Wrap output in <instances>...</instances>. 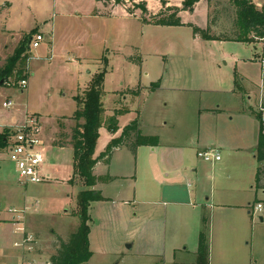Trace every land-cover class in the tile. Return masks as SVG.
<instances>
[{
    "label": "rangeland",
    "instance_id": "obj_1",
    "mask_svg": "<svg viewBox=\"0 0 264 264\" xmlns=\"http://www.w3.org/2000/svg\"><path fill=\"white\" fill-rule=\"evenodd\" d=\"M142 1L132 0L118 6L112 0H107L106 4L97 0L17 1L14 40L28 38L33 31L44 32L50 40L30 50L27 88L23 90L20 82L16 84L13 80L0 91V122L10 121L13 116L16 119L18 115L19 119L23 118L22 122L32 117L39 119L44 127L42 169L50 179L40 185H22L6 150L0 153V256L5 251H21L13 246L20 238L11 223L17 220H12L13 216H25L16 223L38 230L44 242L53 232L66 233L71 222L81 223L77 216L71 215L83 190L70 186L75 170L73 149L59 148L53 142L59 136L60 127L63 128L61 133L68 134L69 128L75 126V121L71 120L77 109L75 97L97 74H105L103 104L107 119L100 128L96 155L106 149L114 135L107 128V121L116 110L132 111L119 118L120 127L139 120L143 135H160L182 146L189 145L199 135L204 139L211 137L214 132L234 147L253 141L260 124L258 120L263 122L259 106L264 105V40L255 43L203 41L194 36L190 26L156 25L150 16V22L143 21L144 14L137 7ZM168 1L169 6L183 8L185 0ZM232 3L233 0H201L192 10L184 12L183 22H193L203 29L211 26L212 34L234 39L236 9ZM147 5L153 13L161 8L155 0H148ZM172 13L164 11L159 15L167 17ZM8 100L14 107H3ZM216 109L220 111L217 119L210 115ZM228 158L227 169L234 171L236 178L216 180L213 212L206 213L208 227L220 221L221 203H244V198L250 194L236 189L239 182H243V170L247 167L235 161V156ZM144 169L139 162L137 180H142ZM102 172L100 168L97 174ZM134 178L125 185L134 184ZM74 182L80 181L75 179ZM219 182L233 191L225 193L227 188L219 187ZM96 208L99 212L91 211L93 224L90 225L94 227L93 242L101 249L97 262L155 263L154 259H133L123 228L117 229L115 219L110 220L111 225L104 221L102 227L98 226V219L107 220V214ZM263 211L254 217L260 228H264L260 220L264 217ZM233 227V233L226 238L235 249V224ZM38 237L33 236L36 240ZM262 245L259 257L264 263V229ZM116 250L121 251L117 256L112 252ZM29 255L23 258L26 263L44 261Z\"/></svg>",
    "mask_w": 264,
    "mask_h": 264
},
{
    "label": "crops",
    "instance_id": "obj_2",
    "mask_svg": "<svg viewBox=\"0 0 264 264\" xmlns=\"http://www.w3.org/2000/svg\"><path fill=\"white\" fill-rule=\"evenodd\" d=\"M17 1L0 0V71L6 65L8 58L14 55L23 40L20 38L17 41L14 40L15 26H17L14 12L16 10L15 6H18L16 4L18 3ZM146 1L148 2V0ZM147 8L150 15H157L161 11L162 6L157 13L151 12L149 6ZM184 12L179 15L182 22L185 15ZM70 16L74 15H67V17ZM189 23L198 26L193 22ZM35 32L43 35L45 40L49 42L50 39L44 32ZM26 34L29 33L26 32ZM34 34L32 38L37 35ZM3 87L1 84L0 91ZM129 112L132 111H115V115L119 113L117 115L118 126L119 118ZM219 112L216 109L210 115L217 119L220 115ZM17 113L16 115H18ZM18 116L16 119H13L14 116L11 119L9 118L10 121L6 119L8 124L6 122L3 123L1 120L0 132L5 127L22 125L23 118L19 119ZM258 121L260 124L258 131L254 134L253 141H245L237 147L227 144L221 139V136L218 137L219 134L214 132L213 136L206 139L199 135V137H196L197 139L191 140L189 145L186 146L173 143L167 138L163 139L160 135L147 134L144 136L158 137L157 146L139 147L134 154L130 150L129 152L126 146L116 149L109 164L99 163L95 167L94 173L98 178L108 175L112 180L107 183L100 181L96 185L95 189L102 194V201L92 203L90 213L93 209L97 210L98 208L96 207H99L104 214H107V220L103 217L98 219V226L101 225V227L104 225V221H108L107 224L111 225L112 219L116 220L117 229L123 228L125 243H127V249L132 253L133 259H154V264H158V262H160L159 264H197L200 234L206 227L204 220H206L207 225L206 213L209 211L210 213L213 212L215 182L221 179L231 180L236 178V173L227 169L229 163L226 162L227 157H229L228 159H233L235 156V161L243 162L247 167L243 170L245 175L243 182H239L236 189H242L244 192H250V194L244 198V203H221L219 206L221 207L220 209H223V212L221 213L220 221L216 225L212 222L211 227H206L210 251L209 264H264L259 257L263 246L262 232L264 228H260L254 218L255 214L260 212L257 210L258 204H262L264 210V178L261 181L262 188L258 189L256 183L258 169L264 166V162L260 163L257 158L262 126L261 121ZM131 122L133 120L128 122V124ZM139 124L141 131L142 124L140 122ZM126 126H119L118 132L113 133L114 135H112L110 140L120 137ZM42 128L44 129L43 125ZM73 128H69V133L65 134V132L61 133L63 128L60 127L59 136L54 140L53 144L63 149L72 148L69 142L71 141ZM55 142L62 145L55 144ZM208 151L219 152L221 160L209 164L198 156L200 153ZM139 162H141V166L145 167L142 180L136 179ZM100 168L103 169V172L97 174ZM232 168L235 169L234 166ZM227 170L228 172L224 174ZM132 172H135V175H132ZM133 178L134 184L126 186L125 183ZM76 183V185L70 184V186L82 187L79 190H85L86 187L82 182ZM221 186L222 188L226 187L225 184L219 182V187ZM224 191L225 193H231L233 190L227 188ZM109 203L111 207L107 206ZM95 204L96 207L94 206ZM76 210L71 214L73 217L76 216L74 215ZM97 211L99 212V210ZM11 219L15 220L16 216ZM260 220L264 225V217H260ZM121 221H124L123 224L119 223ZM11 223L15 227L14 232H17L20 237L14 242L13 246L21 251H5L0 256V264H33L31 261H28V263L23 261V258L30 256L29 254L44 260L42 264H49L51 257L56 254L57 247L55 244L58 242V238L64 241L69 240L68 238L79 226L75 221L71 222L66 233L58 234L53 232L51 238L44 242L41 234L35 228H29L27 224L21 222L16 223L15 221L13 223L11 221ZM90 224H93L92 216ZM234 224L235 244L237 245L235 249L229 245L226 238L233 233ZM95 227H97V221H95ZM255 229L257 230L255 231ZM93 233L94 227L91 226L89 239L93 255L85 264L101 263V260L97 262L101 249L97 244H94ZM35 235H39L37 240L33 238ZM216 235L218 236L217 238ZM29 237H32V242L26 241ZM136 248L137 251L134 253ZM112 252L116 256L121 253L120 250ZM121 262L122 260L118 261L119 264Z\"/></svg>",
    "mask_w": 264,
    "mask_h": 264
},
{
    "label": "trees",
    "instance_id": "obj_3",
    "mask_svg": "<svg viewBox=\"0 0 264 264\" xmlns=\"http://www.w3.org/2000/svg\"><path fill=\"white\" fill-rule=\"evenodd\" d=\"M104 4L107 0H97ZM114 5H125L132 0H112ZM135 1V0H133ZM158 1L162 9L157 15H150L146 0L138 4V9L144 14L142 19L145 22H150V17L155 20L154 24L162 26H190L193 29L195 37L203 41H218L219 42H241V43H255L256 41L264 40V7L258 8L252 0H233L232 5L236 9L235 29L236 36L234 39L222 38L212 34L211 26L203 29L193 24H185L181 20L180 13L190 11L194 5L201 0H185L183 8L176 6H169L168 0ZM130 11V10H129ZM164 11H172L173 13L167 17H161ZM131 12V11H130ZM132 13V12H131ZM149 14V15H147ZM163 15V14H162ZM150 16V17H149ZM33 32L28 38L17 47L14 55L8 58L6 65L0 71V86L12 84L15 80L19 84L21 80H26L29 71L27 64L30 60V42ZM26 68V70H25ZM105 74H97L90 82L89 86L75 97L77 109L72 118L75 121V126L71 131V141L69 142L73 149V168L74 178L70 183H75L78 179L86 187L85 190L79 193L78 204L75 215L80 222L75 232L64 241L58 238L55 244L57 251L55 256L51 257L49 264H85L87 263L93 252L90 249V233H91V216L90 207L92 203L102 201V194L96 190V185L101 182H109L112 180L110 176L98 178L95 173V167L99 163L109 164L116 149L126 146L130 148L132 153H135L137 148L144 146H157L158 137L144 136L140 131V124L138 120H134L128 124L122 131L120 137L114 138L110 141L106 149L96 156V148L100 138V128L106 122V110L103 104ZM153 85L159 86L158 83ZM119 114V113H118ZM117 114V115H118ZM117 115L108 119L107 128L111 133H117L119 130ZM260 119V118H259ZM261 131L259 136V146L257 158L260 163L264 162V123L261 122ZM10 127H5L0 132V153H3L11 138ZM55 144L62 145L55 142ZM65 145V144H64ZM264 178V166L260 167L257 172V188H262L261 181ZM206 226V220H204ZM207 227V226H206ZM200 234V244L197 264H209V244L207 239V228Z\"/></svg>",
    "mask_w": 264,
    "mask_h": 264
},
{
    "label": "built area",
    "instance_id": "obj_4",
    "mask_svg": "<svg viewBox=\"0 0 264 264\" xmlns=\"http://www.w3.org/2000/svg\"><path fill=\"white\" fill-rule=\"evenodd\" d=\"M258 8L264 7V0H252ZM45 38L41 34H37L30 42V48H38ZM22 89L28 86L27 79L20 81ZM22 90V91H23ZM4 108L10 109L14 107L12 101L3 104ZM259 113L264 123V105L260 104ZM12 136L9 139L6 152L10 162L14 165L18 175L19 182L24 185L42 184L48 182L50 175L43 171L42 166L45 163V149L42 140V125L39 119L34 117L28 118L22 125L10 127ZM207 163H214L221 160V155L216 151L202 152L198 155ZM263 205L258 204L257 210L263 211ZM14 213H16L14 211ZM24 216L17 215L16 221H21ZM32 238V237H31ZM30 237L26 240L32 242ZM31 264V263H30Z\"/></svg>",
    "mask_w": 264,
    "mask_h": 264
},
{
    "label": "water",
    "instance_id": "obj_5",
    "mask_svg": "<svg viewBox=\"0 0 264 264\" xmlns=\"http://www.w3.org/2000/svg\"><path fill=\"white\" fill-rule=\"evenodd\" d=\"M1 84H3V81L1 82Z\"/></svg>",
    "mask_w": 264,
    "mask_h": 264
}]
</instances>
